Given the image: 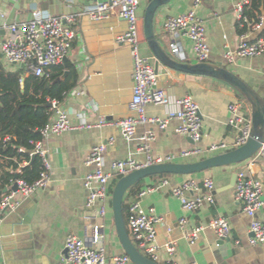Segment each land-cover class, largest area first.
<instances>
[{
	"label": "crops",
	"instance_id": "crops-1",
	"mask_svg": "<svg viewBox=\"0 0 264 264\" xmlns=\"http://www.w3.org/2000/svg\"><path fill=\"white\" fill-rule=\"evenodd\" d=\"M149 1L143 0L138 9V16L142 20L141 53L155 66V57L144 33V13ZM238 1L201 0L197 7L206 26L209 62L228 67L264 101V56L238 58L233 63L225 58L226 46L235 48L242 38L253 39L258 35L251 24L243 33L238 31L239 24L243 26L236 12ZM91 4V0H0V38L9 34L3 27L4 23L30 19L34 7L48 15L78 13L76 37L68 59L78 69L79 82L74 89L81 93H69L61 102V106L71 112L74 124L80 120L95 123L101 117L117 121L134 114L129 107L133 85L129 45L117 41V36L127 30L128 23L119 16L98 21L89 19L82 12ZM194 4L195 0H171L156 13L155 31L166 47L165 19L191 10ZM183 51V61L196 62L191 40L183 39ZM0 57L7 69L21 68L10 63L2 53ZM158 86L170 95L191 94L197 99L203 124L202 140L195 142L190 136L178 133L179 119H171L165 128L151 122L140 124L132 139H127L121 129L113 125L72 129L50 135L45 142L53 164L52 177L45 188L25 198L16 210L6 212L0 229V264H57L66 254V237L75 234L92 244L90 238L96 225H103L101 233L110 263L113 256L125 253L116 230L111 203L105 217H98L96 208L86 205L88 190L84 182L92 170L86 161L93 147L100 143H108V163L125 158L146 162L147 154L138 148L142 137L149 133L154 136L151 141L153 155L172 156V162H193L221 153L211 152L208 148L222 141L228 144L227 150L240 146L237 141L243 132L229 124V104L240 98L230 85L216 78L186 74L160 65ZM246 103L247 114L252 118L250 104L248 101ZM146 113L148 116L164 117L166 109L162 105L149 104ZM110 139L114 140L111 144ZM195 148H200L201 152L183 155L186 150ZM3 160L0 156V162ZM27 164L28 161L24 159L15 172L19 173L21 167ZM240 170H245L262 182L264 198V158L256 155L239 164L214 167L195 174L153 175L143 179L142 189L154 187V190L144 195L140 203L147 210L155 208L156 214L162 218L156 240L157 262L264 264V243H250L251 218L245 212L243 202L236 199L235 187L226 188L233 173ZM206 178L215 182L214 204H206L197 211L184 208L180 199L172 193V188L191 179L201 182ZM115 179L117 177L110 183L112 187ZM14 182L0 186V194L11 191ZM204 191L201 188L192 194L200 195ZM30 211H33L32 216L28 215ZM220 215L227 217L231 226V237L225 240L219 239L216 232L207 227L213 218ZM257 217L264 220V206L257 212ZM182 219L186 220L184 225L181 224ZM26 220L29 222L24 223ZM202 226L204 228L198 238L192 240L190 233ZM171 242L176 244L174 254H170L166 247Z\"/></svg>",
	"mask_w": 264,
	"mask_h": 264
},
{
	"label": "built area",
	"instance_id": "built-area-1",
	"mask_svg": "<svg viewBox=\"0 0 264 264\" xmlns=\"http://www.w3.org/2000/svg\"><path fill=\"white\" fill-rule=\"evenodd\" d=\"M91 1L92 4L82 12L89 19L98 21L119 16L126 19L128 23L127 30L117 36V41L129 45L133 82L129 107L134 114L117 121L101 117L95 123L80 120L74 124L71 119V112L63 108L61 102L53 100L54 118L41 128V139L31 141L33 149L30 154L39 156L42 161L40 177L33 183L17 178L14 182L18 186L17 190L0 194V229L8 210H16L25 198L45 188L50 181L53 174V164L50 158V150L45 142L50 135H58L72 129L113 125L120 128L127 139H132L140 124L151 122L165 128L171 119H179L181 124L176 128L178 133L190 136L195 142H199L203 138L202 117L197 99L191 94L170 95L159 87L155 66L141 53L142 20L138 16V9L143 0ZM200 1L195 0L191 10L177 16H169L163 23V29L168 37L167 48L171 54L180 60L184 59L183 39H189L192 42L196 62L209 61L210 47L206 40V26L197 11ZM251 3L252 0H239L236 4V12L241 24H251L253 29L258 31V35L253 39L242 38L235 48L226 46L225 58L229 63L235 62L238 58L264 56V13L259 16L257 21L251 23L246 16V10ZM78 16L76 12L48 15L40 8L34 7L30 19L4 23L3 27L9 31V34L0 38V53L10 63L20 67L24 65V80L30 75L48 76L50 68L63 64L64 58L72 50L76 37L75 26ZM2 65L3 61L0 57V66ZM69 93L80 94L81 91L74 89ZM149 104L164 106L166 115L164 117L148 116L146 107ZM247 108L248 104L241 99L234 100L229 104V124L240 128L243 132L237 141V145L240 146L247 141L252 126V118L247 114ZM153 139V134H145L138 148L140 152L147 154L146 162H140L134 158H125L108 163L106 159L108 143H100L93 147L86 161L88 166H92V170L85 177L84 186L88 190L86 205L90 208H96L98 217H105L107 213L112 200L110 183L114 178L119 179L148 165L172 162V156L153 155L151 144ZM113 141L110 139V144ZM208 149L211 152H225L228 151V144L222 141L211 144ZM20 150L24 151L23 148ZM199 152L201 149L195 148L186 150L183 155L189 156ZM256 156L264 158V142ZM201 188L205 189L204 193L192 194ZM153 190L154 187L142 189L137 198L129 204L128 228L130 236L139 250L155 260L158 249L156 244L158 226L162 218L156 214L155 208L147 210L140 203L141 198ZM214 190L215 182L211 178H206L201 182L191 179L181 185L174 186L172 193L180 199L184 208L197 211L206 204H214ZM235 196L237 200L243 202L244 210L251 218L250 231L252 235L249 238L250 243L252 245L264 243V220L257 217V212L264 206L262 182L245 170L238 171ZM185 223L186 220L182 219L181 224L184 225ZM102 227L103 225L94 227L93 236L90 238L92 244L85 238L69 234L65 240L67 252L57 264H131V258L127 253L115 255L111 259L112 262H109L103 240L104 236L101 233ZM207 227L214 230L219 239L225 240L231 237V226L225 216L220 215L213 218ZM203 228V226L195 228L190 233V238L196 240ZM166 247L170 254L175 253L176 244L174 242L168 243Z\"/></svg>",
	"mask_w": 264,
	"mask_h": 264
},
{
	"label": "trees",
	"instance_id": "trees-1",
	"mask_svg": "<svg viewBox=\"0 0 264 264\" xmlns=\"http://www.w3.org/2000/svg\"><path fill=\"white\" fill-rule=\"evenodd\" d=\"M262 7L264 0H252L246 10V16L251 23L259 19L263 13ZM247 28V23L243 26L239 24L238 31L243 33ZM23 73V68L9 70L4 65L0 66V156L4 159L0 162V186L10 184L17 178L33 183L40 177L42 161L39 156L30 154L33 149L31 141L41 139V128L53 119L54 111L47 104L53 100L64 101L66 95L76 88L79 82L78 69L70 60L67 65L63 63L52 66L48 76L30 75L24 80ZM65 73L67 75L57 81ZM237 93L241 100L247 101L244 95ZM24 159L28 164L16 173L19 163ZM142 181L130 188L125 195L123 210L127 228L128 207L142 190ZM116 182L117 179L114 183ZM113 188L111 186V192ZM110 203L112 206V200Z\"/></svg>",
	"mask_w": 264,
	"mask_h": 264
},
{
	"label": "water",
	"instance_id": "water-1",
	"mask_svg": "<svg viewBox=\"0 0 264 264\" xmlns=\"http://www.w3.org/2000/svg\"><path fill=\"white\" fill-rule=\"evenodd\" d=\"M171 0H150L144 13V33L145 38L155 57V70L158 75L160 65L167 68L180 71L191 75H201L216 78L230 85L237 92L245 96L252 110V126L247 141L241 146L221 152L207 158L193 162H164L156 163L134 170L129 174L119 178L115 183L112 192V209L115 219L116 230L120 242L132 263L134 264H161L148 257L139 250L133 242L124 217L123 204L125 195L130 188L141 180L160 174H195L214 167L229 166L242 163L254 157L264 142V101L259 94L239 75L234 73L228 67L212 62H186L178 59L170 53L169 49L162 43L155 31V16L158 10L168 4ZM264 13V7H262ZM68 56L64 58V64L67 65ZM22 68L24 65L21 66ZM65 73L57 81H61ZM52 107V103L47 104ZM237 172H234L230 184L226 188L235 187ZM15 183L12 190H17ZM33 211L28 213L32 216ZM26 220L24 223H28ZM29 227V226H28ZM30 228V227H29ZM26 230V228H24ZM67 252V251H65Z\"/></svg>",
	"mask_w": 264,
	"mask_h": 264
}]
</instances>
